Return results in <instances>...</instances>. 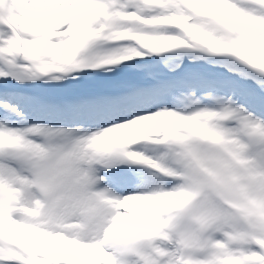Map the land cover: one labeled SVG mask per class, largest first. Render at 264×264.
<instances>
[{
  "label": "snow or ice",
  "instance_id": "obj_1",
  "mask_svg": "<svg viewBox=\"0 0 264 264\" xmlns=\"http://www.w3.org/2000/svg\"><path fill=\"white\" fill-rule=\"evenodd\" d=\"M0 264H264V0H0Z\"/></svg>",
  "mask_w": 264,
  "mask_h": 264
}]
</instances>
